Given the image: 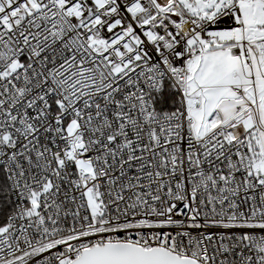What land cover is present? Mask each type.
I'll return each mask as SVG.
<instances>
[{"label":"snow or ice","instance_id":"6c2138e0","mask_svg":"<svg viewBox=\"0 0 264 264\" xmlns=\"http://www.w3.org/2000/svg\"><path fill=\"white\" fill-rule=\"evenodd\" d=\"M0 264H264V0H0Z\"/></svg>","mask_w":264,"mask_h":264}]
</instances>
